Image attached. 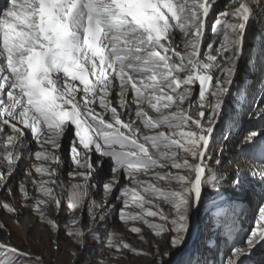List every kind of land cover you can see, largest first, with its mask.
<instances>
[{
	"label": "snow or ice",
	"instance_id": "snow-or-ice-1",
	"mask_svg": "<svg viewBox=\"0 0 264 264\" xmlns=\"http://www.w3.org/2000/svg\"><path fill=\"white\" fill-rule=\"evenodd\" d=\"M257 42L264 53V0H225L222 9L218 0H5L0 190L14 196L9 185L22 170L23 203L0 208L33 213L49 232L50 251L60 250L51 233L62 230L63 216L79 250L91 238L114 259L130 252L174 264L180 254L178 264H210L202 232L189 244L201 208L220 211L206 196L226 198L221 205L233 209L256 197L254 226L223 264H264V125L238 146L247 169L228 161L231 171L222 127L230 101L254 86L242 72ZM259 71L264 83V58ZM260 101L250 119L264 120ZM113 219L148 247L129 243L110 227ZM81 253H72V264ZM0 264L45 262L0 240Z\"/></svg>",
	"mask_w": 264,
	"mask_h": 264
},
{
	"label": "rangeland",
	"instance_id": "rangeland-1",
	"mask_svg": "<svg viewBox=\"0 0 264 264\" xmlns=\"http://www.w3.org/2000/svg\"><path fill=\"white\" fill-rule=\"evenodd\" d=\"M264 58V56L262 57ZM259 70V65H258ZM259 77L261 73L258 74ZM256 77V76H255ZM256 86L251 87L248 95L245 99L242 98L240 102L236 104V112H238L236 118L228 124L230 116L226 120L225 127L230 133V139L226 141V145H230L228 153L224 154V170L231 171L232 165H229L228 161H232L233 165L244 160L238 150V146L242 143L244 135L249 130H255L256 128L264 125L263 122H259L258 119H250L249 113H255V109L261 105L260 95ZM264 139V136L261 137ZM22 170L18 171L16 180L10 182V187L13 188L14 196H10L6 190H0V202L8 201L14 203L18 209L23 203L19 192L16 190V182L21 179ZM62 179H67L66 176H62ZM29 190L32 191L31 184L29 183ZM95 199L98 201L102 199L103 193H95ZM226 198H218L211 195L206 196V200H214L216 205L220 207L218 212L216 207L210 204H205L201 210L194 217L198 233L196 236L193 234L190 236L189 244L191 245L194 240L200 238V243L207 242L212 248V251L207 253V257L210 264H223L226 257L229 255V250L234 245L243 246L244 239L250 229L254 226V221L258 216V199L256 197L251 198V202L245 201L239 207L235 209L228 206L227 203L221 205V200ZM116 203V201H112ZM17 220L19 223H17ZM67 217H61L60 223L62 230L59 233L52 232L51 239L58 240L60 250L55 251V245H51L49 240V232L45 230L44 225L39 222L36 216L28 210H22V215L15 217L12 214L7 213L0 208V224H4L5 227L0 229V240L8 241L19 246L23 250L31 251L33 255H42L45 264H72L76 259L72 255L73 252L82 251L78 259V264H87L89 259L104 258L108 261V264H149L147 258L138 257L130 252H124L120 254L119 259H114V254L103 248L99 242L88 239L87 243L90 245L88 249L79 250L73 238L69 237L63 230L64 225L67 223ZM84 224L87 227L88 216L85 214ZM31 225H35L31 227ZM110 227L116 229L120 235H122L129 243L138 248H147L148 245L139 241V238L132 234L128 228L123 226L119 221L115 219L110 223ZM9 232L11 235L9 236ZM209 235L211 238L209 239ZM151 239V235L147 237ZM180 254H177L174 264H178ZM247 264V262H246Z\"/></svg>",
	"mask_w": 264,
	"mask_h": 264
},
{
	"label": "bare ground",
	"instance_id": "bare-ground-1",
	"mask_svg": "<svg viewBox=\"0 0 264 264\" xmlns=\"http://www.w3.org/2000/svg\"><path fill=\"white\" fill-rule=\"evenodd\" d=\"M224 3H225L224 0H218V5L220 6L221 9L223 8ZM177 39L179 40V34L177 36ZM263 56H264V53L261 52V46H260L259 42H257L253 48L252 61H250L246 65V68L242 72V75L246 73L249 82L252 85L256 86L255 90H257V92H259L260 95L264 94V83H259L261 76L259 77V75H258V74H260V71L258 70V65H259V61L261 60V58ZM250 90H251V88L249 89V91ZM246 97H245V99H246ZM236 104H237V101H235V100L230 101V105H229L230 122H228V124L231 123L236 118V116L238 114V112H236ZM257 110H258V108L255 109L254 111L256 112ZM259 122H263V121L259 120ZM229 149H230V145L227 146V150L225 153H228ZM240 166H241L242 170L247 169V167H248V165L244 162V160H242L240 162ZM193 228H194L193 235L196 236L198 233V229L196 226L195 219L193 220Z\"/></svg>",
	"mask_w": 264,
	"mask_h": 264
}]
</instances>
